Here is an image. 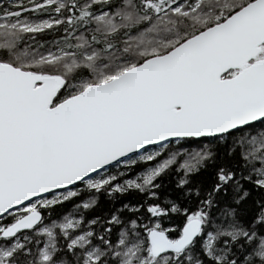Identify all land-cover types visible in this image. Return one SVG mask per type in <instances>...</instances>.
<instances>
[{"label": "snow or ice", "instance_id": "obj_1", "mask_svg": "<svg viewBox=\"0 0 264 264\" xmlns=\"http://www.w3.org/2000/svg\"><path fill=\"white\" fill-rule=\"evenodd\" d=\"M0 264H264V0H0Z\"/></svg>", "mask_w": 264, "mask_h": 264}, {"label": "trees", "instance_id": "obj_2", "mask_svg": "<svg viewBox=\"0 0 264 264\" xmlns=\"http://www.w3.org/2000/svg\"><path fill=\"white\" fill-rule=\"evenodd\" d=\"M193 147H195V146H193ZM175 177H176V172L174 171V172H172V173L170 174V179L174 180ZM67 211H69V212L73 211V209H72V207H71L70 205H69V207L67 208Z\"/></svg>", "mask_w": 264, "mask_h": 264}]
</instances>
